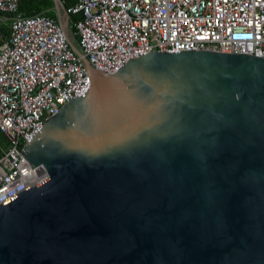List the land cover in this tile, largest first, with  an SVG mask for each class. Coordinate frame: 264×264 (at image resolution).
Here are the masks:
<instances>
[{"label":"water","instance_id":"obj_1","mask_svg":"<svg viewBox=\"0 0 264 264\" xmlns=\"http://www.w3.org/2000/svg\"><path fill=\"white\" fill-rule=\"evenodd\" d=\"M74 51L91 89L21 150L47 178L0 205V264H264V59Z\"/></svg>","mask_w":264,"mask_h":264},{"label":"built area","instance_id":"obj_2","mask_svg":"<svg viewBox=\"0 0 264 264\" xmlns=\"http://www.w3.org/2000/svg\"><path fill=\"white\" fill-rule=\"evenodd\" d=\"M59 0L63 18L24 16L0 0V205L44 182L20 154L31 135L91 89L150 53L210 51L264 59V0ZM69 16L80 18L69 24ZM76 43V45H75Z\"/></svg>","mask_w":264,"mask_h":264},{"label":"trees","instance_id":"obj_3","mask_svg":"<svg viewBox=\"0 0 264 264\" xmlns=\"http://www.w3.org/2000/svg\"><path fill=\"white\" fill-rule=\"evenodd\" d=\"M72 3V0H67L63 5L64 9L67 10ZM53 6L54 4L52 0H20L19 12L24 16L44 14L56 18ZM79 18V16H69V24H72Z\"/></svg>","mask_w":264,"mask_h":264},{"label":"rangeland","instance_id":"obj_4","mask_svg":"<svg viewBox=\"0 0 264 264\" xmlns=\"http://www.w3.org/2000/svg\"><path fill=\"white\" fill-rule=\"evenodd\" d=\"M75 45H76V43H75ZM4 142H5V136H4V134L2 132H0V143H4Z\"/></svg>","mask_w":264,"mask_h":264}]
</instances>
